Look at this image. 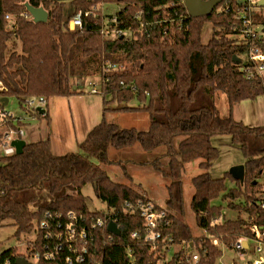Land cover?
<instances>
[{"label":"trees","instance_id":"1","mask_svg":"<svg viewBox=\"0 0 264 264\" xmlns=\"http://www.w3.org/2000/svg\"><path fill=\"white\" fill-rule=\"evenodd\" d=\"M98 1L122 7L107 22L97 12L84 18L83 29L71 31L68 20L79 11L96 10L95 0L69 2L75 13L67 21L65 2L0 0V97L17 99L20 107L30 97L43 98L48 104L50 99L78 94L72 90V78L97 76L104 110L101 122L78 144L77 153L56 156L46 139L27 143L22 155L0 160V221H11L18 238L36 232L28 254H40L39 264H68L69 246L57 237L74 223L70 214L83 219L78 222V233L85 231L89 237L85 264H176L186 249L161 263L171 244L161 240L154 249L146 241L138 204L150 200L112 180L103 168L114 163L109 160L111 147L139 146L145 152L164 147V154L148 163L169 181L166 206L156 207L166 211L172 224L161 230L162 239L171 234L176 241L194 242L189 248L201 256L198 264H217L221 248L205 237L194 238L183 221L182 177L186 166L198 161L201 174L192 180L191 211L198 228L221 244L229 247L241 237H252L253 225L264 227V126L252 128L232 115L235 105L264 95L260 79L247 78V50L236 39L241 23L232 11L193 18L183 0ZM27 5L43 8L49 13L48 21L35 24L27 18ZM206 23L213 25L208 43L202 41ZM106 25L121 35L108 38ZM125 32L131 37L124 36ZM109 63L118 69L105 73ZM219 93L225 94L229 106L225 118L214 103ZM132 102L137 106L108 107ZM108 112L147 114L149 129H120L105 120ZM34 117L49 119V113L37 112ZM225 136L245 158L243 186L229 172L223 178L209 173L219 159L213 139ZM161 158L168 161L166 169ZM228 179L234 186H227ZM86 186L92 187L106 211L89 209L82 193ZM215 200L224 206L215 205ZM225 209L238 212V217L216 222L224 218ZM112 221L120 228V236L109 233ZM47 254L52 257L46 258ZM19 256L23 255L16 248L7 250L0 255V264H15Z\"/></svg>","mask_w":264,"mask_h":264},{"label":"rangeland","instance_id":"2","mask_svg":"<svg viewBox=\"0 0 264 264\" xmlns=\"http://www.w3.org/2000/svg\"><path fill=\"white\" fill-rule=\"evenodd\" d=\"M93 6H96L95 11L99 12V15L102 18L104 17L105 22H107L109 16H113L119 12L122 4L107 1L101 3L95 0ZM74 10V6L66 1L64 4V19L66 21L75 13ZM212 31L213 25L206 23L202 34V41L204 43L210 41ZM124 36L131 37V34L125 32ZM18 50H20V47ZM100 81L101 79L97 76L72 78V90L78 94H75L71 98L58 97L50 99L47 106L43 108L44 111L49 113V119L45 117H42V119H37L36 117L29 118L24 128L25 137L23 141L25 143H34L50 138L51 146L54 147V154L57 156L79 152L78 144L84 141L88 132L93 128L92 126L98 125L103 118V97L100 94L91 93V83L100 86ZM214 103L222 117L228 116L229 106L227 105L225 94H217ZM125 106L136 107L137 103H125L124 105L109 104L108 107L113 109ZM4 108L6 112H10L16 117L25 120L28 118L27 113H24L15 98H10L8 105ZM232 115L234 120L242 121L252 128L264 126V95L257 97L256 100H246L235 105ZM105 120L108 123H114L123 130L136 128L139 131H145L150 126L149 117L144 113L123 114L108 112ZM213 140L214 145L219 150V159L214 163L209 173L214 178H223L230 168L242 165L245 162V158L238 149L230 146L231 140L229 137H215ZM164 152V147H159V149L152 152H145L139 146L127 148L126 150H117L111 147L109 149V160H112L114 163L103 168L107 176L115 182L131 186L143 196L153 199L157 206H166L165 202L168 198L167 185L169 181L148 164L159 159ZM161 160L162 167L166 169L168 161L165 158H161ZM197 165L198 161L188 164L183 173L184 206L186 207L183 221L192 230L194 238H203L206 237V233L198 228L190 207L195 193L192 179L201 174L200 170L196 168ZM227 186L231 187L234 184L228 179ZM82 193L91 211H106L105 205L93 193L91 186H86L82 190ZM213 203L224 206L221 200H215ZM238 215L236 211L225 209L223 212L224 218L219 219L218 223H224L228 219H236ZM15 232V227L12 226L11 221H0V255L7 250L16 248L19 254L27 257L28 244L36 239V232H33L29 236L22 235L19 238L15 236ZM219 243L217 245L221 248L223 257L225 256L220 261L221 263H227L231 258L236 259V255L232 251L227 252L226 248ZM182 249L183 247L179 245L172 246L165 255L166 260H171L172 256ZM188 252L193 253L194 250L189 249Z\"/></svg>","mask_w":264,"mask_h":264},{"label":"built area","instance_id":"3","mask_svg":"<svg viewBox=\"0 0 264 264\" xmlns=\"http://www.w3.org/2000/svg\"><path fill=\"white\" fill-rule=\"evenodd\" d=\"M262 2V3H261ZM264 0H229L228 2L222 1L220 5L217 6L215 12L221 13L222 11L233 12L235 20L241 23V30L236 35L237 43L243 44L247 50V61L248 67L245 68L247 72V78H259L264 87ZM95 10V9H94ZM81 12L73 15L70 20H68V28L72 30L83 29L84 18L91 16H96V11ZM28 14V15H27ZM26 17L33 20L32 15L27 10ZM261 17L262 20H257V17ZM7 21H11L12 17L10 15L6 16ZM109 20V19H108ZM116 19H111V23L115 24ZM104 34L110 39H114L121 33H117L115 30H111L110 26H105ZM115 34L114 36H112ZM118 66L115 64H108L105 68V73L110 71H116ZM101 86V84H100ZM100 86L91 83V93L99 94ZM0 97V160L2 158L10 157L15 155L17 152L16 147L13 145L14 141H22L25 137L24 128L26 122L29 118H33L38 108H45L47 102L45 99H37L35 97H30L25 100V103L21 107L24 113H27L28 118L22 119L16 117L10 112H6L5 108L1 103ZM9 103V102H8ZM6 107V106H5ZM128 207V205H127ZM157 206L151 202H140L138 204V209L140 216L144 221V233L147 242H150L154 249L157 248V244L162 241H168L171 246L167 247L165 254L161 257L162 262H167L165 255L174 245L182 246L186 249L185 254L177 261L176 264H198L201 260L198 252L189 253V247H194V242L191 244L188 240L184 238H179L178 241L169 234L166 236L165 240L162 239L161 230L165 228H170L172 226L171 221L167 218V213L165 210H157ZM264 208V203H262ZM69 218L74 220L72 226L67 227L63 235H58V242H66L70 249V255L66 256V261L68 264H85L86 257L88 255V240L89 237L85 231H80L78 233L77 225L79 221H83L82 218L76 219L74 214H70ZM218 222V220L216 221ZM98 226H102V222L98 221ZM41 228L45 229L46 224L42 223ZM60 228V225H58ZM252 237H241L236 242L231 244V246L226 247L223 245L227 252L232 251L235 258H231L229 262L221 263L220 261L225 257L219 259L217 264H264V227L259 228L257 225L251 226ZM136 237L137 235H133ZM51 236L47 235V239ZM207 239L214 241L218 244L219 240L213 235L210 236L206 234ZM218 242V243H217ZM190 244V246H189ZM220 244V243H219ZM182 249V250H183ZM176 254V253H175ZM24 257L30 264H39L40 254L30 253ZM51 254H47L46 258L50 259ZM129 258H132L131 251L128 254ZM169 261V260H168ZM6 264H12L9 261Z\"/></svg>","mask_w":264,"mask_h":264},{"label":"water","instance_id":"4","mask_svg":"<svg viewBox=\"0 0 264 264\" xmlns=\"http://www.w3.org/2000/svg\"><path fill=\"white\" fill-rule=\"evenodd\" d=\"M58 1H60V2H66V1L71 2L73 0H58ZM221 1L222 0H208V1L183 0V2L185 4V8H187L189 15L193 18H201L204 16L211 15L212 13L215 12L217 6L220 5ZM27 10L32 15L33 22L35 24L46 23L48 21L49 13H47L43 8H41V7L34 8L31 5H27ZM237 62H239V60H237ZM8 102H9V98H2L1 99V103H2L3 107L7 106ZM37 112L42 115V114H44V109L38 108ZM26 144L27 143H25L23 140L13 142V145L17 149L16 155H22L24 153V150L27 147ZM228 172L233 177V179L235 181L240 183L241 186L244 185L245 173H246L244 164L240 165V166H234V167L230 168V170ZM107 227H108L109 233H111L112 235L113 234L116 236L121 235V230L116 225L115 222L112 221L111 223L108 224ZM14 263L15 264H30L27 262V260L24 257H21V256L17 257L15 259Z\"/></svg>","mask_w":264,"mask_h":264},{"label":"crops","instance_id":"5","mask_svg":"<svg viewBox=\"0 0 264 264\" xmlns=\"http://www.w3.org/2000/svg\"><path fill=\"white\" fill-rule=\"evenodd\" d=\"M33 118H34V117H33ZM238 122H239V121H238ZM26 124H27V123H26ZM94 126H96V125H94ZM94 126H92V127L94 128ZM93 128H92V129H93ZM92 129L88 132V134L92 131ZM88 134H87V135H88ZM87 135H86V137H87ZM86 137H85V139H86ZM48 139L50 140V138H48ZM85 139H84V140H85ZM34 143H35V142H34ZM50 145H51V142H50ZM52 152H53V154H54V147H53V146H52ZM54 155H55V154H54ZM56 156H57V155H56ZM243 164H244V163H243ZM243 164H242V165H243ZM196 168L198 169V165H197ZM192 180H193V179H192ZM232 184H233V183H232ZM144 197H146V196H144ZM146 198L149 199L151 202H153V203L155 204V202H154L153 199L148 198V197H146ZM155 205H156V204H155ZM156 206H157V205H156ZM158 207H159V208H165V206L160 207L159 205H158Z\"/></svg>","mask_w":264,"mask_h":264}]
</instances>
